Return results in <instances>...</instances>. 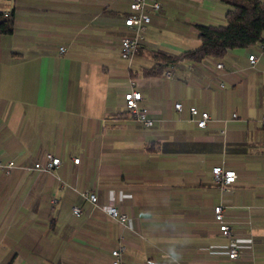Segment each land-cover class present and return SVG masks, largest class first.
<instances>
[{"label":"crops","instance_id":"1","mask_svg":"<svg viewBox=\"0 0 264 264\" xmlns=\"http://www.w3.org/2000/svg\"><path fill=\"white\" fill-rule=\"evenodd\" d=\"M130 1L0 0L14 20L0 34V162L15 161L9 174L0 166V264H111L121 241L120 264H264L259 43L217 58L223 87L194 85L207 71L188 59L176 63L173 78L145 76L151 50L198 46L196 24H224L230 6L160 0L143 43L126 59L120 36L129 32ZM251 53L258 54L252 66ZM131 88L143 94L139 106L150 109L151 125L126 109ZM192 105L209 113L205 127L189 119ZM44 148L60 158L53 174L32 168ZM218 163L236 171L225 190L212 183ZM107 203L127 215L125 226L99 207ZM218 205L239 260L226 259L230 240L214 219Z\"/></svg>","mask_w":264,"mask_h":264},{"label":"built area","instance_id":"2","mask_svg":"<svg viewBox=\"0 0 264 264\" xmlns=\"http://www.w3.org/2000/svg\"><path fill=\"white\" fill-rule=\"evenodd\" d=\"M129 7L132 12L128 13L123 20L124 25L129 29V32L120 36V55L122 58L131 59L132 56L139 49L148 29V25L151 21V13L157 12L162 8L160 0H131ZM260 54L264 55V32L263 40L259 42ZM64 46H60V51H65ZM258 54L251 53L248 55L250 65H254L257 60ZM203 69L207 71V76L204 80L192 78L194 85L198 87H207L212 84H216L219 87L224 86V81L221 78L223 70V62L211 56H204L202 59L196 61ZM193 66L192 63L189 64ZM241 69L239 67H236ZM176 73V64L165 65L159 76L164 78H173ZM144 96L141 91L131 88L124 94V105L126 109L132 113V115L143 123L145 126L152 124L153 120L150 117V109L146 107H140L139 101ZM174 108L181 110L182 104L180 101H174ZM189 119L193 120L198 127H205L207 120L209 119V113L206 110L199 111L194 105L189 106ZM264 123V119H263ZM74 162H78L79 158L75 157ZM60 163V158L54 155L51 151L44 148L37 156L32 168L36 170L48 171L53 174V170ZM5 174H9L11 169L15 167V161L13 159L8 160L6 163H1ZM212 183L220 190H225L231 185L237 178L236 171L233 168L225 167L222 163L215 164L210 170ZM90 203L97 206V196L94 192H86L82 194ZM105 214L113 220H116L123 226L127 221V215L119 212L118 207L113 203H107L99 206ZM214 219L219 225V231L222 236L230 240V246L226 253V259L228 261H236L242 258L243 252L241 248L234 243V235L228 224L224 222L223 208L221 205L214 207ZM72 213L76 216L81 214V210L78 207L72 208ZM125 251L123 242H119L115 248L110 252L113 260L111 264H120L121 256ZM163 258L168 257L167 254L162 255ZM217 264V262H215Z\"/></svg>","mask_w":264,"mask_h":264},{"label":"trees","instance_id":"3","mask_svg":"<svg viewBox=\"0 0 264 264\" xmlns=\"http://www.w3.org/2000/svg\"><path fill=\"white\" fill-rule=\"evenodd\" d=\"M230 7L225 13L224 24L197 23L198 38L201 43L196 47L180 52H170L156 48L150 51L153 59L151 67L142 70L143 75L160 74L167 64L182 60L198 61L204 56L219 58L230 48H240L263 40L264 1L263 0H222ZM13 16L0 10V34L13 30ZM153 143V142H152ZM6 264H12V261Z\"/></svg>","mask_w":264,"mask_h":264},{"label":"rangeland","instance_id":"4","mask_svg":"<svg viewBox=\"0 0 264 264\" xmlns=\"http://www.w3.org/2000/svg\"><path fill=\"white\" fill-rule=\"evenodd\" d=\"M107 44H109L108 46H112V45H115L116 44V41H113V42L107 43Z\"/></svg>","mask_w":264,"mask_h":264}]
</instances>
